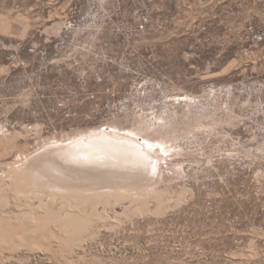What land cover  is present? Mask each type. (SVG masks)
Returning a JSON list of instances; mask_svg holds the SVG:
<instances>
[{"label":"rangeland","instance_id":"1","mask_svg":"<svg viewBox=\"0 0 264 264\" xmlns=\"http://www.w3.org/2000/svg\"><path fill=\"white\" fill-rule=\"evenodd\" d=\"M98 132L156 173L85 210L0 178V264H264V0H0V176Z\"/></svg>","mask_w":264,"mask_h":264},{"label":"bare ground","instance_id":"2","mask_svg":"<svg viewBox=\"0 0 264 264\" xmlns=\"http://www.w3.org/2000/svg\"><path fill=\"white\" fill-rule=\"evenodd\" d=\"M140 146L141 144L137 141L126 137L112 136L103 132L92 133L86 137V140H82L81 142L77 141L69 146H60L49 155L39 159L37 158L28 165L26 171L24 170L25 173H18V171L12 170L5 172L4 175L1 174L0 178L4 179L6 183L8 182V184L5 185L9 188H11L10 186H18L19 188V184L23 185L25 182V185H28V187L38 185L43 187L42 189L46 188V191L48 189L50 193V190L52 189L55 194H58V196L63 195L64 193L75 194L76 192L78 197L82 199L80 201L78 199V202H81L80 205L84 209L87 207V200L94 204L99 201L101 197H105L106 194L110 192L114 196H117L121 193L119 188L130 186V184H137L138 182L143 181V179H146L147 176L151 177L156 173L157 163L156 157L154 156L155 154L153 155L151 152H147L146 150L142 151ZM114 151H117L120 155V158L117 160L111 156V153ZM135 178L139 180H136ZM110 179L115 180L113 182ZM6 186L4 187L5 189L7 188ZM0 187L2 189L1 185ZM84 197L85 199H83ZM33 198L38 199V208H47L48 206V208L52 207L53 209V205L56 204L53 197L50 196L47 199L48 201L45 203L35 194ZM70 198H73V195ZM23 200H26V198ZM33 200L32 202H34ZM56 209V211L61 212L62 216L60 218L58 215H54L52 218L62 224L61 227L65 224L66 226L68 224L77 227V224H80V221H89L94 217H98L97 207L95 205H93L89 213L86 214H82L81 212L79 214L78 211L77 214H73L69 207L62 204V202L58 207H56ZM46 211L48 210L46 209ZM26 215L27 219L23 218L24 221L27 220L26 222H18L17 220L15 222V225L20 226L18 227L19 229L22 227L21 231H19L20 235L18 238L25 241V247L35 246V244H38L39 246L45 245V241L48 239L46 237L49 236L45 235V224H42V226L39 227L36 223H34L35 221H33L31 214ZM99 217L101 216L99 215ZM8 218L9 217L5 216L0 217L1 241H6V239L9 240V227L13 224V221L11 222V219ZM74 227H72V229ZM74 230L75 229H73V231ZM38 235L39 240L36 242L35 239ZM62 239L65 241L64 238Z\"/></svg>","mask_w":264,"mask_h":264}]
</instances>
